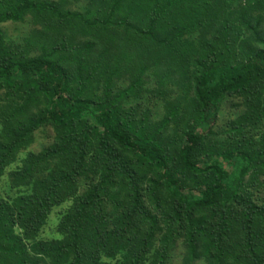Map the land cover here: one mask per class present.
<instances>
[{"label":"trees","instance_id":"16d2710c","mask_svg":"<svg viewBox=\"0 0 264 264\" xmlns=\"http://www.w3.org/2000/svg\"><path fill=\"white\" fill-rule=\"evenodd\" d=\"M250 1L88 0L77 13L0 0V179L12 193L0 196V264H168L179 241L182 264H264V51L235 50L241 28L264 46L253 19L264 0ZM24 22L30 37L6 43L2 25ZM117 42L147 46L125 90L109 53L95 55ZM149 60L192 95L185 110L167 103L158 123L125 105ZM93 62L109 77L100 95ZM227 97L246 112L224 150L207 136ZM40 132L50 142L30 152ZM65 203L59 240H39Z\"/></svg>","mask_w":264,"mask_h":264},{"label":"rangeland","instance_id":"374dc122","mask_svg":"<svg viewBox=\"0 0 264 264\" xmlns=\"http://www.w3.org/2000/svg\"><path fill=\"white\" fill-rule=\"evenodd\" d=\"M49 2L54 3H66L63 4L67 7V10L77 12V13H86V7L88 0H47ZM256 0H251V5H254ZM244 3V1L242 2ZM234 5V4H233ZM244 5V4H243ZM264 7V5H263ZM257 9V8H256ZM88 17L90 15H95L99 11V8H90L89 7ZM253 15V19L258 21L261 28L258 30V33H264V13H260L257 9ZM254 12V11H253ZM102 13V12H101ZM35 29L31 23H21V24H12L5 23L2 25V33L5 37L6 43L8 44H19L23 45L25 39L29 38L32 31ZM232 36L228 35V40H234L238 34L236 31H232ZM234 36V37H233ZM191 41H197V37H193ZM100 44V43H99ZM197 43H194V45ZM145 43H140L133 47L131 43H102L97 47V51L95 53L96 56L109 53V66L114 67L117 63V75L112 80V83L115 85L116 90H125L130 86L131 83V72L130 64L134 63L136 57L138 55L145 56L146 49ZM249 49L251 51H264V46L257 43L254 40V37L250 33L243 28H241V33L238 36L237 45L235 46V50L238 51L240 49ZM165 63H170L165 57H162ZM158 62V60H154ZM107 64V61L104 62ZM148 69L145 71L142 77V87L138 96H134L135 91L132 96L128 98L125 102L126 110L135 107L138 104H142L144 109H139L138 112L140 114H147L148 109L150 111V123H158L164 116V108L167 103L173 104L177 99L181 101V109L185 110L188 108V102L191 100L192 95L190 90H185L182 87V82L179 84L178 77L169 76L165 77L163 72L157 71V64H152L149 60L147 62ZM92 67L97 69L96 63L93 62ZM105 69L107 70L106 66ZM109 72V71H108ZM108 73L104 71H98V94H101V85L107 83L109 77L107 78ZM177 83V84H176ZM179 84V85H178ZM188 85L186 86V89ZM166 102V103H165ZM246 112L245 106L243 102L235 97H227L224 98L217 106V113L213 123L211 124V134L208 135V139L213 142L214 146L218 148H222L224 150L230 149L238 145V141L233 139L232 129L230 124L238 119L243 113ZM140 118V116H138ZM173 127V126H172ZM171 127V128H172ZM208 129L205 130L207 132ZM263 133L262 127H257L252 129L249 132V137H254L258 139V137ZM50 142V133L49 132H40L36 135L35 143L29 149L30 152L38 153L43 145L46 146ZM19 166V165H17ZM14 165L9 170L17 167ZM227 169H229L226 166ZM8 170V171H9ZM7 172L6 174H8ZM11 191L9 190V186L7 184V178L4 176L0 179V196L6 197L9 195ZM12 194V193H11ZM70 203H65L55 209L52 210L46 226L43 228L41 233L39 234V240L45 242H51L55 240H59V236L56 232V227L59 219L68 209ZM184 249L182 248L181 241L176 243V246L173 248L172 252H170L171 258L167 262L168 264H182Z\"/></svg>","mask_w":264,"mask_h":264}]
</instances>
